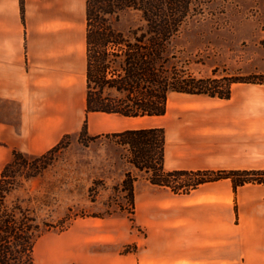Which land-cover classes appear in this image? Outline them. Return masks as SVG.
Wrapping results in <instances>:
<instances>
[{
  "label": "crops",
  "instance_id": "crops-1",
  "mask_svg": "<svg viewBox=\"0 0 264 264\" xmlns=\"http://www.w3.org/2000/svg\"><path fill=\"white\" fill-rule=\"evenodd\" d=\"M66 1L52 0L50 10L48 0H0V141L7 148L42 154L87 119L98 138L163 128L169 171L264 170V84L233 83L228 99L172 92L159 116L87 113L86 0L82 25L81 8L70 14ZM127 172L145 235L140 254L123 263L264 264V184L235 189L228 178L175 193L130 162Z\"/></svg>",
  "mask_w": 264,
  "mask_h": 264
},
{
  "label": "rangeland",
  "instance_id": "rangeland-1",
  "mask_svg": "<svg viewBox=\"0 0 264 264\" xmlns=\"http://www.w3.org/2000/svg\"><path fill=\"white\" fill-rule=\"evenodd\" d=\"M66 3L70 14L81 8L77 17L82 25L85 0ZM198 4L173 41L178 64L190 61L187 67L197 77H246L251 82L236 84H264V0H198ZM141 23L139 13L130 10L121 15L118 26L128 31ZM85 120L87 134H82ZM85 120L79 132L63 137L56 152L37 164L31 160L33 167H47L22 181L10 197L24 201L42 227L35 248L37 264H112L115 257L125 264L122 261L140 254L145 230L123 188L130 151L118 138L90 135ZM14 150L0 141V173Z\"/></svg>",
  "mask_w": 264,
  "mask_h": 264
},
{
  "label": "trees",
  "instance_id": "trees-1",
  "mask_svg": "<svg viewBox=\"0 0 264 264\" xmlns=\"http://www.w3.org/2000/svg\"><path fill=\"white\" fill-rule=\"evenodd\" d=\"M198 0H86V111L126 117L159 116L167 111L172 92L230 98L231 85L246 77H197L190 63L179 65L173 41L196 11ZM199 6V4H198ZM139 13L142 23L128 31L118 26L126 11ZM87 134V121L81 130ZM130 151L129 162L153 184L175 193H189L199 185L231 179L234 188L264 184V170L186 171L164 167L163 128L133 129L110 135ZM65 137H68L66 135ZM64 138L46 153L30 159L13 151L0 173V264H37L36 243L43 230L24 201H10L22 181L36 177L47 165H32L62 147ZM123 188L134 208V180L126 173ZM185 177V179L183 178Z\"/></svg>",
  "mask_w": 264,
  "mask_h": 264
}]
</instances>
